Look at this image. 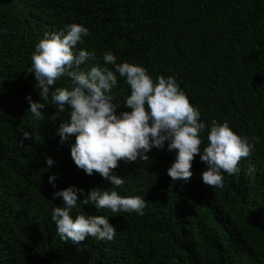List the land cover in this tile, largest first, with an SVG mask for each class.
<instances>
[{"label": "trees", "instance_id": "1", "mask_svg": "<svg viewBox=\"0 0 264 264\" xmlns=\"http://www.w3.org/2000/svg\"><path fill=\"white\" fill-rule=\"evenodd\" d=\"M72 23L90 32L74 51L96 53L82 68L103 66L110 51L117 63L145 67L154 81L174 77L209 126L201 152L213 120L255 143L236 174L223 173L222 189L203 182L207 165L199 155L192 177L173 181L176 153L167 144L148 161H120L112 171L125 180L118 188L75 165V136L62 144L57 132L70 117L48 119L57 111L50 97L45 119H35L26 99H41L29 73L36 45ZM56 83L72 87L67 77ZM110 95L117 114L130 111L124 78L118 75ZM70 186L84 190L78 204L98 188L140 196L147 206L139 215L78 205L73 218L103 215L116 236L65 242L52 213L64 204L54 193ZM0 264H264V0H0Z\"/></svg>", "mask_w": 264, "mask_h": 264}, {"label": "clouds", "instance_id": "2", "mask_svg": "<svg viewBox=\"0 0 264 264\" xmlns=\"http://www.w3.org/2000/svg\"><path fill=\"white\" fill-rule=\"evenodd\" d=\"M89 35L87 27L72 23L60 33H46L36 45L29 73H34L38 81L41 99L35 101L30 95L26 97L30 104L28 112L43 121L45 102L51 97L57 111L48 119L55 121L65 113L70 117L61 121L57 132L62 144L75 136L71 147L75 165L89 176L99 173L111 182V188L125 183L123 177L112 174L120 161H148V153L153 148L164 150L167 144V150L176 153L168 169L173 181L189 180L193 175V161L199 155L207 165L202 173L203 182L222 189L223 173L236 174L241 159L251 155L255 143H249L247 137L234 132L227 121L220 124L213 120L207 133L208 144L201 152V133L209 126L201 121L199 109L192 105L175 78L161 75L154 81L145 67L130 62L117 63V57L110 51L103 55V66L97 63L84 69L82 65L96 60V53L74 49ZM117 74L130 86L124 105L130 111L119 114L118 106L112 102L114 96L110 95L118 85ZM62 77L70 78L71 89L57 86L56 82ZM23 137L31 139L32 134L24 131ZM46 163L52 166L54 160L48 157ZM56 179L55 175L49 177L53 187ZM83 192L70 186L54 193V197L64 202L62 207L53 209L52 219L57 234L65 242L79 245L88 237L111 241L116 236V228L103 215L77 214L73 218L72 210L78 205L92 203L98 210L139 215H144L147 206L140 196L122 197L116 190L98 188L87 193L78 204V194Z\"/></svg>", "mask_w": 264, "mask_h": 264}]
</instances>
